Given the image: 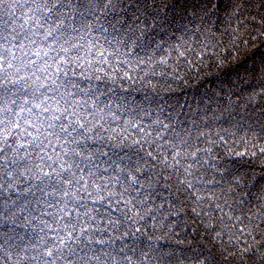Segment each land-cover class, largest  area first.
<instances>
[{
  "label": "trees",
  "instance_id": "16d2710c",
  "mask_svg": "<svg viewBox=\"0 0 264 264\" xmlns=\"http://www.w3.org/2000/svg\"><path fill=\"white\" fill-rule=\"evenodd\" d=\"M242 2L243 15L236 16L232 15V8L210 10L214 14H197L190 8L186 12L179 8L162 10L168 11L167 22L161 26L148 17L140 24L145 29L144 33L136 28L131 11H123L127 5L118 4L115 11L98 20L81 18L79 15L71 20L66 19L63 36L68 38V43L64 45L69 49L67 52H60L59 44L51 38L44 41L43 29L35 37L37 43L29 46L31 51L25 49L36 64L31 68L24 67L28 58L18 52L21 59L16 63L21 66L20 75L26 79L21 80L17 87L27 88L28 92L20 91L12 97L17 104H23L25 99L31 101L33 90L41 84L53 89L59 85L60 92L65 95L68 91L74 92L73 103L80 101L77 110L91 122L92 139L86 143L90 146L89 155L93 162L100 164L101 170L108 167L115 177L117 173L112 172V168L117 165L104 163L108 157L103 153L113 154V159L118 160V167L124 169L119 173L123 177L133 169L139 153L143 157L140 160L141 172L135 174L139 176L147 172L153 177L151 187L137 188L129 197L139 195L143 203H136V208L142 210L143 218L131 224L122 217L117 225L119 230L111 231L113 237H122L114 241L116 249L122 243L131 244L133 237L130 234L125 237V233L131 228L140 227L143 246L151 243L163 246L162 250L166 253L175 252V256L162 264H190L188 259L182 261L180 257H190V250L194 249L206 252L216 241L193 222L190 214L185 215L181 210L183 220L177 215L172 201L177 197L182 198L186 184H180L181 180H201L207 189L222 196V188H235L234 181L238 179L244 189L241 192L236 188L238 195L235 198L240 200H253L254 196L259 197L264 191V152L260 151L264 148V99L259 96L253 98V93L258 91L254 78L243 71V67L250 66L251 61L241 65L237 59L239 55V59L243 60V53L252 50L242 45L238 54L231 43L234 28L237 42L248 38L246 30L251 29L253 23L249 12L255 15L259 7L258 0ZM16 15L21 17L18 24L27 19L19 9H16ZM74 27L79 28L80 32L73 33ZM130 37L135 39V43ZM73 45L83 47L77 53ZM257 45L254 50L264 54V37L257 41ZM226 49L231 50L232 55L221 69L217 61L227 54ZM37 50L41 56L31 55ZM44 51L48 52V57L43 56ZM100 52H104L103 57L99 55ZM52 56H57V62L59 59L65 61L62 68L67 75L58 72L54 65L46 72L37 71L33 76L37 67H46L45 61L51 63L49 57ZM53 79L56 85H52ZM39 91L47 90L39 88ZM47 95L55 97L57 94L47 91ZM49 103L54 104V100ZM145 133H151L148 143L144 141ZM125 136L127 139H124ZM137 140L139 144L135 143ZM185 140L189 142V147L184 146ZM173 144H178L177 150L185 153L200 149L196 151L198 163L192 165V176L186 177L184 172V168L192 162L190 155L177 157L182 160L183 166L179 172L176 171L177 166L171 155ZM76 150L80 151L79 148ZM149 151L153 152L155 159L147 156ZM120 157L123 159L120 160ZM129 157L132 159L129 160ZM108 180V175H104L101 183ZM215 181H220L222 188L214 186ZM20 184L21 187L14 191L4 193L6 199L10 196L20 207L16 208L14 214L9 211L3 217V223H0V229L7 236L14 237L15 242L31 245L46 233L53 235L49 228H59L69 219L83 226L91 223L95 227L83 215L84 208L78 209L81 215L77 216L75 202L70 196L65 198L69 201L66 211L70 215L61 220L63 213L59 210L64 207L63 201L46 206L45 202L53 198L44 197L37 203V197L42 194L33 189V196L28 192L27 182L21 180ZM113 187L122 190L118 185ZM224 194L229 196L231 202L232 193L228 191ZM10 207V203L4 204L5 209ZM88 210L92 215H97L90 202ZM116 217H121V212L117 211L113 219ZM177 231L180 242L173 235ZM140 235L137 233V236ZM219 264H229V261L221 257Z\"/></svg>",
  "mask_w": 264,
  "mask_h": 264
},
{
  "label": "snow or ice",
  "instance_id": "6c2138e0",
  "mask_svg": "<svg viewBox=\"0 0 264 264\" xmlns=\"http://www.w3.org/2000/svg\"><path fill=\"white\" fill-rule=\"evenodd\" d=\"M118 4L127 5L123 11H131L135 18L134 24L141 33H144L145 29L141 28L140 24L148 17L162 26L168 20V11L178 8L185 12L190 8L197 14H214L210 13V10L222 11L232 8L234 16L243 15L241 9L244 8L242 0H12L11 3L9 0H0V223H3V217L7 216L9 211L14 214L16 208L20 207L10 196L6 199L4 193L21 187L20 182L23 180L27 182L28 192L33 196V189L42 194L37 197V203L44 197L53 198L45 202L46 206L64 202V207L59 210L63 213L61 220L70 215L66 211L69 201L65 200L70 196L75 202L74 210L77 216L81 215L78 209L84 208L83 215L95 224L93 228L91 223L83 226L69 219L59 228H49L53 235L48 236L46 233L31 245L15 242L14 237L7 236L0 229V264H162L166 259L170 260L175 256V252H164L163 246L158 247L151 243L143 246L140 227L131 228L125 233V237L129 234L133 237L131 244L122 243L119 249L115 247L114 241L122 237H113L111 231L119 230L117 225L121 223V218L131 224H136L138 219L143 218L142 210L136 208V203L143 201L139 195L129 199L132 191L151 187L153 182L152 175L147 172H142L139 176L135 174L141 172L140 160L143 157L139 153V159L133 169L121 177L119 173L124 169L118 167V160L113 159V154L104 152L103 155L108 157L104 163L117 165L112 168V172L117 173L113 177L108 167L101 170L100 164L93 162L92 156L89 155L90 146L86 142L92 139V129L89 128L91 122L77 110L80 101L73 103L76 95L74 92L68 91L65 95L60 92L59 85L53 89L41 84L39 88L54 91L57 95L50 97L47 91L40 92L37 88L33 90L31 101L25 99L23 104H17V101L12 99L20 91L28 92L27 88L17 87L21 80L26 79L20 75L21 66L16 63L21 59L18 52L28 58L24 67L31 68L36 64L29 56V46L37 43L35 37L41 34V29L44 30V41L51 38L59 44L60 52H67L69 49L64 45L68 43V38L63 36L66 31V19L71 20L79 15L81 18L91 17L98 20L102 16L110 15ZM258 7L257 14L249 12L253 23L251 29L246 30L248 38L239 39L237 42L234 28L231 43L238 54L242 45L252 50L243 53V60L239 59V55L237 59L241 65L251 61L250 66L243 67V71L250 73L254 78V86L258 91L253 93V98L259 96L264 99V54L254 50L258 47L257 41L264 37V0H258ZM16 9L21 10L23 16L27 17L19 24L17 21L21 17L16 15ZM46 25L48 27H45ZM72 32L79 33L80 29L74 27ZM129 39L135 43V39ZM72 47H75L78 53L83 45ZM26 48H29V51H25ZM226 52L227 54L217 61L221 69L232 55L231 50L226 49ZM31 55L39 57L41 52L37 50ZM99 55L103 57L104 52ZM216 55L219 56V53ZM43 56L48 57V52L44 51ZM49 61L51 63L45 61L46 67H37L32 75L36 76L37 71L46 72L54 65L58 72L67 75L62 68L65 64L63 59L57 62V56H52ZM52 85H56L55 79L52 80ZM50 100H54V104L49 103ZM83 103L87 104V101ZM150 136L151 133H145V143H148ZM135 143L139 144L140 141ZM183 143L185 147L190 146L186 140ZM77 148L80 151H77ZM177 148L178 144L172 145L171 155L177 166L176 171L179 172L183 166L182 160L177 157L186 158L190 155L193 157L192 162L188 163L184 172L186 177L192 176V165L198 163L196 151L200 149L185 153ZM260 151L264 152V148ZM147 156L155 159L151 151L147 152ZM119 159L122 160L123 157ZM131 159L129 157V160ZM164 163L168 166L167 160ZM104 175H108L109 180L101 183ZM33 180L38 183H31ZM179 183L186 184V188L182 198L177 197L172 201L177 215L183 220L181 210L185 215L190 214L193 222L216 241L206 252L199 249L190 250L192 255L180 257L182 261L188 259L190 264H219L220 258L223 257L229 264H264V191L259 197L254 196L253 200H240L235 198L238 195L236 188L241 192L244 189L238 179L234 181L235 188L230 190H224L220 181H215L214 186L222 188V196H217L214 191L207 189L201 180L186 178ZM113 185H118L122 190ZM228 191L232 193L231 202L229 196L224 194ZM89 202L97 215H92L88 210ZM5 203H10L12 207L5 209ZM117 211L121 212V217L113 219ZM97 216L100 217L99 220ZM185 223L187 224V221ZM137 233L141 235L137 236ZM173 235L180 242L179 232Z\"/></svg>",
  "mask_w": 264,
  "mask_h": 264
}]
</instances>
